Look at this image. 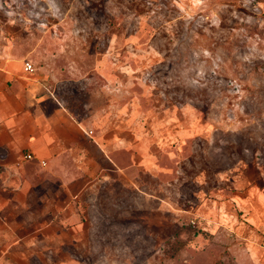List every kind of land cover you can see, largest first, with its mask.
I'll use <instances>...</instances> for the list:
<instances>
[{"label": "rangeland", "instance_id": "obj_1", "mask_svg": "<svg viewBox=\"0 0 264 264\" xmlns=\"http://www.w3.org/2000/svg\"><path fill=\"white\" fill-rule=\"evenodd\" d=\"M0 59L82 132L0 166V264H264V0H0Z\"/></svg>", "mask_w": 264, "mask_h": 264}, {"label": "crops", "instance_id": "obj_2", "mask_svg": "<svg viewBox=\"0 0 264 264\" xmlns=\"http://www.w3.org/2000/svg\"><path fill=\"white\" fill-rule=\"evenodd\" d=\"M9 65L12 64L8 60L0 59V146L6 151V154L0 157V166L14 172L17 168L16 163L19 161L20 148L29 146L33 154L32 160L44 169L46 165L43 163L46 164L48 160L54 161L58 156L62 160L65 159L62 154L67 152L68 148L73 153L77 147L75 142L82 135L80 124L69 115L63 106L51 99L46 81L30 73L24 66L18 67L19 72L17 68L11 69ZM47 104L50 108L46 107ZM23 117L26 122L20 121ZM74 186L77 188L72 190V195L85 185L78 183ZM18 191L28 195L27 202L32 200L34 203H41L40 199H37L39 192L37 187L28 185L6 189L9 193ZM44 193L48 194V190L45 189ZM18 204L19 202L11 197H5L0 202V206L5 211L24 208ZM29 223L33 224V222L26 224V220L23 219L20 223L23 231L20 233L29 230L26 227ZM34 231L37 230L33 229L32 233ZM30 234L31 231L25 236Z\"/></svg>", "mask_w": 264, "mask_h": 264}, {"label": "built area", "instance_id": "obj_3", "mask_svg": "<svg viewBox=\"0 0 264 264\" xmlns=\"http://www.w3.org/2000/svg\"><path fill=\"white\" fill-rule=\"evenodd\" d=\"M26 70L33 71L34 70L33 65L29 62L26 63ZM29 157H32V155H29Z\"/></svg>", "mask_w": 264, "mask_h": 264}]
</instances>
